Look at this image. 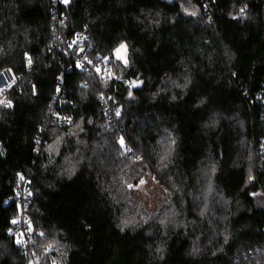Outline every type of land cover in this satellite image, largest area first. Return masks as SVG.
Instances as JSON below:
<instances>
[{
  "label": "trees",
  "instance_id": "16d2710c",
  "mask_svg": "<svg viewBox=\"0 0 264 264\" xmlns=\"http://www.w3.org/2000/svg\"><path fill=\"white\" fill-rule=\"evenodd\" d=\"M6 71L0 264H264V0H0Z\"/></svg>",
  "mask_w": 264,
  "mask_h": 264
},
{
  "label": "rangeland",
  "instance_id": "374dc122",
  "mask_svg": "<svg viewBox=\"0 0 264 264\" xmlns=\"http://www.w3.org/2000/svg\"><path fill=\"white\" fill-rule=\"evenodd\" d=\"M116 56V51H115ZM121 60L123 63L128 61V49L121 50ZM117 58V56H116ZM0 89H3L5 86H2L6 83V78L0 80ZM8 84L12 83L8 82ZM144 181V183H141ZM137 186H133V197L129 200L127 205H129L128 212L125 217L122 219L124 226H130L140 223L142 220L141 213L144 212L147 215V218L161 219L159 215L164 213L165 209L168 208V199L170 198L167 188L161 185L159 180L156 177H153L148 174V176L141 179ZM140 211V212H139ZM167 214H164L166 216ZM146 222V220L144 221Z\"/></svg>",
  "mask_w": 264,
  "mask_h": 264
},
{
  "label": "built area",
  "instance_id": "2783aa9c",
  "mask_svg": "<svg viewBox=\"0 0 264 264\" xmlns=\"http://www.w3.org/2000/svg\"><path fill=\"white\" fill-rule=\"evenodd\" d=\"M54 1L56 3L66 4L64 2V0H54ZM62 21L63 22H66V17H62ZM86 41H87V36L84 33H79L75 37V39L73 40V42H72L71 51L79 48ZM26 65H27L28 68H32V61H31V63H29V57L26 59ZM83 66L84 65H83V61H82L80 67H83ZM100 76H103V74L100 73ZM4 77L6 78V83H4L2 86H5L4 88H6V87L9 86V84L7 83V81L8 82H11L13 80V77H12V75H11V73L9 71H6L2 75H0V79L1 80L4 79ZM3 89H0V97H3L2 96ZM2 104L4 106H7V104L4 103V102ZM52 118H53L54 121H58V122H60L62 124H70L71 123V117H68V116H61V115L55 114V115L52 116ZM24 205L26 206L27 205V202H25ZM22 225H23V229H24V234H22L21 236L19 235V238L21 240L20 246L22 247V249H26L30 245V243L32 241V234H31V230H30V227H29V224H28V217L26 215L22 219Z\"/></svg>",
  "mask_w": 264,
  "mask_h": 264
},
{
  "label": "snow or ice",
  "instance_id": "6c2138e0",
  "mask_svg": "<svg viewBox=\"0 0 264 264\" xmlns=\"http://www.w3.org/2000/svg\"><path fill=\"white\" fill-rule=\"evenodd\" d=\"M64 2L67 4L69 2V0H64ZM243 11L244 10L241 9V12H243ZM124 49H126V45H123V44H121L120 47L118 49H116V56L118 59H123V57L121 56V50H124ZM29 63H31L30 58H29ZM125 63H126V61H125ZM121 143H123V142L121 141ZM21 179H23V177H21ZM141 183H144V181H141ZM129 187H132V185H129Z\"/></svg>",
  "mask_w": 264,
  "mask_h": 264
},
{
  "label": "crops",
  "instance_id": "0c3cea01",
  "mask_svg": "<svg viewBox=\"0 0 264 264\" xmlns=\"http://www.w3.org/2000/svg\"><path fill=\"white\" fill-rule=\"evenodd\" d=\"M1 80V79H0ZM0 83H1V81H0Z\"/></svg>",
  "mask_w": 264,
  "mask_h": 264
}]
</instances>
